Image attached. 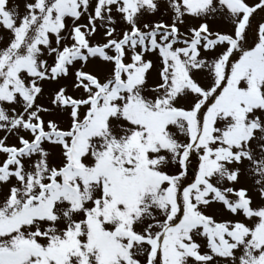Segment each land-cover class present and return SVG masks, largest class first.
Listing matches in <instances>:
<instances>
[{
  "label": "snow or ice",
  "instance_id": "obj_1",
  "mask_svg": "<svg viewBox=\"0 0 264 264\" xmlns=\"http://www.w3.org/2000/svg\"><path fill=\"white\" fill-rule=\"evenodd\" d=\"M0 264H264V0H0Z\"/></svg>",
  "mask_w": 264,
  "mask_h": 264
}]
</instances>
